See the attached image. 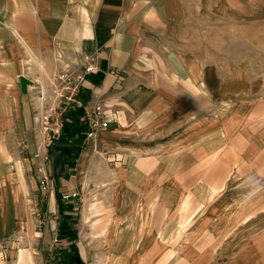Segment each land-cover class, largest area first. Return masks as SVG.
Wrapping results in <instances>:
<instances>
[{
	"label": "crops",
	"instance_id": "crops-1",
	"mask_svg": "<svg viewBox=\"0 0 264 264\" xmlns=\"http://www.w3.org/2000/svg\"><path fill=\"white\" fill-rule=\"evenodd\" d=\"M262 20L264 0H0V250L33 264L61 248L34 210L50 163L48 212L56 191L102 184L91 201L84 193V220L95 212L82 245L77 232L84 264L93 245L107 263H171L185 198L204 214L176 240L181 264H264V77L221 60L235 52L215 41ZM61 58L94 65L87 93L114 113L96 137L103 160L83 146L62 175L59 155L47 162L39 147L37 113ZM45 103L58 110L49 94ZM73 199L62 201L75 209Z\"/></svg>",
	"mask_w": 264,
	"mask_h": 264
},
{
	"label": "rangeland",
	"instance_id": "rangeland-1",
	"mask_svg": "<svg viewBox=\"0 0 264 264\" xmlns=\"http://www.w3.org/2000/svg\"><path fill=\"white\" fill-rule=\"evenodd\" d=\"M236 37L235 38H219L215 39L219 40L220 44V50H223L224 46L233 47L234 54H227V53H220L219 57L221 60H230L237 63L236 66L240 72H244L247 76L252 77L253 79H259V77H264V20L262 21H252L248 23L244 22H238L236 23ZM222 26V25H221ZM224 31V29H223ZM225 33H232L229 32L227 29L225 30ZM200 40V39H199ZM198 40V42H199ZM204 42V45H210L211 39H201ZM214 41V42H215ZM216 45V43H214ZM235 56V57H234ZM240 66V67H239ZM245 75V76H246ZM44 86L45 90H47L49 96L53 99V104L57 105V111L62 115L60 116L61 121L64 120L63 115L68 111V109H72L73 107L77 106V102H81L78 95L80 94H87V91H91L90 88H88L86 83L88 82V79L85 74H83V68L81 65H78L77 63H73L71 61H68L66 59H60L58 63L55 65L54 69L50 71L49 73L45 74L44 78ZM39 85V84H38ZM40 86V85H39ZM93 101H101L98 98V95L90 94V100L86 103H91ZM103 106L110 110V106H107V104H104L103 101H101ZM68 122H71V120L67 119ZM73 122V121H72ZM106 129V128H105ZM103 129H97L94 131L93 135H87L85 141H84V148H90L94 147L96 148L97 157L99 159L103 160V149L98 145V142H96L97 134ZM59 145L58 139H54L49 148L47 149V162H50L51 156L57 155L58 153L55 150V147ZM58 156V155H57ZM59 160H57L58 162ZM49 171L47 179L43 178L41 182H38V191L40 193L39 200V208L40 209H34L35 216L37 214V222L40 223V227H37L38 231L43 232V234H46V239H49V242L56 247H67L68 243L64 241H60L57 239V228H55V225L58 226V213L57 210L54 212H48L47 209V198L49 194H51L54 191V179H53V172L51 170L50 163H48ZM60 167L59 165H57ZM61 165L62 171H60L61 175L68 171L69 169ZM96 183H93L90 185L88 183V186L86 185L85 188L79 187L80 195H78L76 198L73 199V204L75 209L72 211V215L74 218V221L77 223V232H78V244L80 242V245H82V242L84 241V227L87 225V220L89 221L90 217H94L95 212L93 210V213L89 214L87 216V219L83 217L84 212V205H83V199H84V193H88V201H91L94 196L101 190L102 184L95 185ZM62 191V190H61ZM36 194V193H35ZM195 201L191 198H185L184 201H182L181 205L178 203L177 208L179 209V213L176 215V236L180 238L184 233H181L182 230L189 227L191 224L196 222V219L198 216L201 217L202 214H204V210L200 211L196 216H194V213L196 212V209L200 208L201 204H196ZM180 205V206H179ZM42 208V209H41ZM37 210V211H36ZM91 215V216H90ZM135 216V215H134ZM136 218V216H135ZM192 218V219H191ZM137 219V218H136ZM93 221H95L94 218H92ZM70 220V225H75ZM37 230L34 232L36 234ZM27 232V231H26ZM7 233V232H6ZM28 234V233H27ZM39 235V233H37ZM36 234V235H37ZM29 235V234H28ZM177 238V239H178ZM176 239V240H177ZM174 237V240H172L173 245L172 248V259L170 262H158V264H181L182 262L176 256L175 249L178 248L175 243H177ZM85 241H88L87 239ZM38 243H41L38 242ZM23 247V246H20ZM26 248H29L30 245L27 244L24 246ZM93 259L87 261L85 264H113L114 262L107 263L105 261H100V251H98V247L93 245ZM27 251V250H23ZM34 249H31L30 253H32V258L34 256ZM5 259H0V264H17V257H12L8 253L6 254ZM41 258V259H40ZM33 264H56V260L53 258V255L50 254L47 257H40L39 255L34 256V260L32 262Z\"/></svg>",
	"mask_w": 264,
	"mask_h": 264
},
{
	"label": "trees",
	"instance_id": "trees-1",
	"mask_svg": "<svg viewBox=\"0 0 264 264\" xmlns=\"http://www.w3.org/2000/svg\"><path fill=\"white\" fill-rule=\"evenodd\" d=\"M88 78L98 84L102 79V74L90 75ZM81 101V106H75L64 113L61 131L58 137L59 145L55 147L58 151L60 164H67L68 167H74L75 160L83 147L88 132V125L83 119V105L90 100V94L78 95ZM67 119L71 120L68 122ZM73 121V122H72ZM56 198L58 202L59 225H58V239H65L69 243L67 247L55 248L53 251V258L56 264H84L80 258L77 247V231L72 229L68 223L71 217L70 213L65 211H72L73 206L70 203H64L61 195L56 191Z\"/></svg>",
	"mask_w": 264,
	"mask_h": 264
},
{
	"label": "built area",
	"instance_id": "built-area-1",
	"mask_svg": "<svg viewBox=\"0 0 264 264\" xmlns=\"http://www.w3.org/2000/svg\"><path fill=\"white\" fill-rule=\"evenodd\" d=\"M83 74H89L96 72L94 65L91 62L82 64ZM48 94L43 93L40 89V107L37 111L39 122V147L42 153L46 154L47 149L51 145L54 139H58L62 121L60 119V113L56 111L55 107H49L45 102ZM81 102H77V106H81ZM114 118V113L111 110L106 109L100 101H93L87 105H83V119L88 125L87 135H93L97 129H105L108 127L109 122ZM87 137V136H86ZM47 179L46 177H44ZM78 196L77 192L65 193L61 195L63 200H71ZM7 253L0 250V259H5Z\"/></svg>",
	"mask_w": 264,
	"mask_h": 264
},
{
	"label": "bare ground",
	"instance_id": "bare-ground-1",
	"mask_svg": "<svg viewBox=\"0 0 264 264\" xmlns=\"http://www.w3.org/2000/svg\"><path fill=\"white\" fill-rule=\"evenodd\" d=\"M18 258H20V255L18 254Z\"/></svg>",
	"mask_w": 264,
	"mask_h": 264
}]
</instances>
